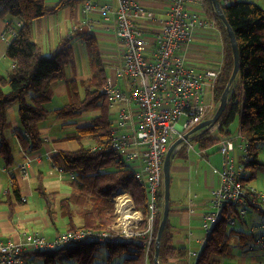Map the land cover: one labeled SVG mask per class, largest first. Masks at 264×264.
I'll use <instances>...</instances> for the list:
<instances>
[{
    "label": "trees",
    "instance_id": "trees-1",
    "mask_svg": "<svg viewBox=\"0 0 264 264\" xmlns=\"http://www.w3.org/2000/svg\"><path fill=\"white\" fill-rule=\"evenodd\" d=\"M82 0H59L55 5H47L46 0H0V17L10 16L5 30H12L5 56L12 62L6 74H0V156L6 166L14 156L11 152L8 108L16 104L19 127L12 134L24 151L37 150L43 141L42 122L53 115L56 119L68 121L62 125H74L72 131L62 139L76 140V150H56L51 156L53 167L72 173L68 179L70 192L60 197L57 191H48L39 181L34 190L43 199L44 208L51 224L64 222L67 230L83 228L93 232L109 229L115 223L114 197L117 192L129 193L136 206L146 208L145 187L135 178L136 166L111 148L110 102L100 88L108 82L105 63L101 57L98 40L90 30H79L74 35L64 36L58 46L49 53L42 51L33 40V23L54 14L65 5H74ZM207 17L221 30L223 65L221 73L213 83V100L216 111L222 91L233 68V55L226 28L216 17L209 0H203ZM224 16L234 31L239 55V69L228 94L227 104L216 123V133L209 129L193 133L189 142L206 149L216 144L220 136L231 134L230 125L237 118L239 132L245 143L241 154L243 183L255 177L257 169L264 168L258 159V143L264 142V8L248 0H219ZM217 29V28H216ZM83 43L89 76L84 79H67V102L50 107L54 83L66 78L65 68L73 60L72 40ZM96 112L90 121L78 125L76 118L85 112ZM85 140L88 141L85 143ZM182 144L175 155L184 150ZM40 179V178H39ZM164 186L157 194L158 215L154 223V235L161 219ZM11 191L17 201H21L20 188L16 181L11 183ZM168 220L161 236L159 264L169 258L183 257L186 249L172 241ZM227 223V212L223 209L198 252L193 264H219V258L229 249L234 236L242 246L251 233L234 228ZM155 241V239H154ZM104 245V246H103ZM106 251L107 263L112 258L124 255L128 264H144L145 252L135 239H120L116 242L81 239L58 246L54 249L33 248L24 256H41L46 261L72 259L78 264H88L101 251ZM154 242L148 254L152 261Z\"/></svg>",
    "mask_w": 264,
    "mask_h": 264
},
{
    "label": "built area",
    "instance_id": "built-area-1",
    "mask_svg": "<svg viewBox=\"0 0 264 264\" xmlns=\"http://www.w3.org/2000/svg\"><path fill=\"white\" fill-rule=\"evenodd\" d=\"M82 10L86 14L99 13L101 23L118 40L120 64L115 73L124 88L108 81L100 91L108 98L110 107L119 106L111 120V148L136 166L134 176L145 187L146 208L137 207L129 193L119 191L114 197L116 220L109 229H69L52 241L39 232L24 234L18 241L0 240V264H24V252L29 249H54L81 239H135L147 257L155 242L157 194L163 183V159L170 141L212 115L205 93L207 83L213 86L220 67L198 72L186 56L190 42L216 29L215 22L207 17L203 0H84ZM91 23L95 21L85 20L88 26ZM5 31L13 35L12 30ZM234 139H240L236 145L244 150L240 132ZM234 139L225 136L217 143L222 162L220 168L213 170L219 184L212 191L210 203L216 210L206 212L202 220L206 235L223 209L229 225L244 221L246 207L250 205L264 211V190L257 191L241 179L243 166L236 161ZM184 143L191 147L189 141ZM24 167L21 171H25ZM57 170L72 177V173ZM256 247L263 251L258 264H264V235L247 245L248 250Z\"/></svg>",
    "mask_w": 264,
    "mask_h": 264
},
{
    "label": "crops",
    "instance_id": "crops-1",
    "mask_svg": "<svg viewBox=\"0 0 264 264\" xmlns=\"http://www.w3.org/2000/svg\"><path fill=\"white\" fill-rule=\"evenodd\" d=\"M59 0H46L47 5H55ZM84 2L83 0L81 3ZM80 3V4H81ZM77 4V3H76ZM149 5H154L150 2ZM81 7V6H80ZM74 5H65L58 9L54 14L44 16L33 23V40H35L42 51L49 53L54 50L60 40L64 36H71L70 31L73 29L75 23H80L85 30L93 32L98 40L101 57L105 66L109 67V75L107 79L109 82H114L118 86L119 80H121L120 88H124L123 81L120 77L116 76L115 70L120 64V51L118 40L114 36V33L109 28L107 29L100 21L101 15L99 13L81 14L82 7L80 8ZM156 7V6H154ZM86 19H93L98 25L91 23L90 26L85 24ZM10 16L0 17V74H6L12 66V62L5 56L7 45L10 41L11 34L5 31L7 22H10ZM93 26V28H89ZM218 31L219 28L217 27ZM74 30V29H73ZM219 40H222V34L219 32ZM206 36V35H205ZM204 36L196 37V39L190 42L186 56L187 60L196 66L198 72L204 71L206 68L221 67L222 58L213 60L212 54L214 50H207V47L202 45ZM48 42V45H46ZM78 54L73 49V60L66 65L64 80H59L54 83L52 103L57 105L67 102V79L74 78L76 80L84 79L89 76V70L87 66L86 56L83 44L77 40ZM43 44L46 45L45 50ZM214 44V43H213ZM207 52V53H206ZM222 53V48H221ZM70 66V73H67L66 69ZM211 84L207 83V90L205 93L209 95L207 100L214 102L212 99ZM215 104H213L214 108ZM116 107H110L111 114L114 115L118 109ZM134 107V105H133ZM96 113V112H95ZM84 113L76 118L74 122L78 125L86 124L90 121V118L94 114H87L83 117ZM8 119H9V135L11 142V152L13 153V162L6 166L0 156V240L11 239L18 241L24 234L31 232L41 233L47 241H52L56 236L67 230L63 221L60 225V229L57 226L51 224L49 216L44 208L43 199L34 190L36 184L40 181L42 186L48 191H57L60 197H64L69 194L70 187L64 184V181H68L69 177L65 174H61L51 164L50 156L56 150H76L79 148V144L73 139H62V136L67 132L72 131L74 125H62V123H68V121H59L53 115L50 118H46L42 124V137L43 141L41 146L37 150L31 152L24 151L17 138L13 136L12 132L19 127L17 107L16 104L11 105L8 108ZM88 141L85 140V143ZM171 143L173 141H170ZM191 144L190 148H193ZM182 146V145H181ZM179 146L177 150L180 149ZM212 147V146H211ZM218 152L217 145L215 144L212 149ZM211 149V148H210ZM210 149H202L206 151L203 153L206 156L205 160L208 165V170H202V173L194 177L181 176L178 178V184L171 197H169V214H168V226L169 231L172 233V241L176 246H183L186 249V255L183 257H172L169 258L165 264H193L195 260L192 257L197 256L198 252L196 249L192 252L187 251L191 248V245L198 246L203 245L206 234L202 228L203 216L206 212L212 211L210 204V198L212 196L213 189L219 184V177L213 170L221 166V155L215 153L210 155L207 153ZM211 149V150H212ZM191 150V149H190ZM185 144L184 150H181L177 156L182 158L183 161H175V153L171 158V170L170 176L188 173L190 174L191 168L197 165V162L189 159V165L185 164L186 158H188V151H190ZM29 161L28 166V178L21 173V167L26 161ZM238 161V160H237ZM200 165V162L198 166ZM197 166V167H198ZM216 167V168H213ZM47 183H53L55 186H46L44 184L45 178ZM55 179H51V177ZM12 178H15L18 187L20 188L21 201H17L11 191ZM40 178V179H39ZM52 184V185H53ZM193 184L196 188H193ZM195 190L192 194L191 190ZM36 194V195H35ZM40 197L36 201H28L31 196ZM249 240V239H248ZM247 240V241H248ZM246 241V243H247ZM232 248L241 254L237 256V264H258V261L262 255V249L248 250L243 245L241 246L237 240L232 244ZM154 254V253H153ZM240 257V258H239ZM68 260L62 259L54 261H46L41 256L27 255L24 258V264H66ZM226 261V260H224ZM75 264L76 262L73 261ZM124 263L128 264L126 261ZM227 263H230L227 261ZM104 264H108L107 261ZM144 264H153L149 262L145 256Z\"/></svg>",
    "mask_w": 264,
    "mask_h": 264
},
{
    "label": "rangeland",
    "instance_id": "rangeland-1",
    "mask_svg": "<svg viewBox=\"0 0 264 264\" xmlns=\"http://www.w3.org/2000/svg\"><path fill=\"white\" fill-rule=\"evenodd\" d=\"M91 1H93V2H111V1H114V0H91ZM231 1H233V0H231ZM248 1H253V2L261 5L264 8V0H248ZM80 3H81V1L77 2V4H75V5L77 7L78 6L79 7L80 6L82 7L83 2L81 4ZM81 14H84L85 15L86 13L83 12V10H82ZM96 25H98V23H95V26ZM215 25H216V28H217L218 25L216 23H215ZM81 27L82 26L80 25V23L79 24L78 23H75L73 25V29L74 30L72 29L70 31L71 36L74 35L77 31H79ZM219 32H221V30L218 31V29H214V33H209L208 35L204 36V39L202 40L203 42L201 44L204 45V46H206L208 51L209 50H214V53L212 54V57L211 58H213V60H215V59H220L221 60V58H222V65H223V53H221V48L223 46V41L222 40H219V37H220ZM76 41H77V39H73L72 40V46H73V49H74L75 54L77 53L78 54V57H79V50H77V42ZM46 45H48V42H46ZM46 45L45 44L42 45L44 50L46 48ZM222 65L220 67V71H219L218 76L221 73ZM105 70H106L107 75H109L110 72H109V67L108 66L107 67L105 66ZM66 71H67V73H70V66L67 67ZM117 85L122 87L121 80H119V82H118ZM212 88L213 87H211V89ZM206 97L209 98V95H206ZM212 98H213V93H212ZM213 104H215V106H216L215 101L211 104V112L214 109L213 108ZM49 105L52 108V107H55V105H57V104L56 103L55 104L54 103H51ZM59 105H61V104H59ZM115 107H116V104L114 105V108ZM87 114H95V112H93V111L85 112L83 117H86ZM50 116L51 115H49L47 118H50ZM113 118H114V115L111 114V119H113ZM57 120H59V119H57ZM59 121L62 122V120H59ZM181 122H182L181 120L178 121V125H180ZM216 127L217 126L214 125V127H212V128L209 129L212 132V135H215V133H216ZM238 128H239V124H238V120L236 118L231 123V125H230L231 134L229 136H226V137H230L231 139H234L238 135V133H239V129ZM224 137L225 136H220L218 138V140L221 139V138H224ZM175 139H173L171 141H174ZM218 140L216 141V145L218 143ZM238 140H240V139H234L233 140V143H234V146H235V152L234 153H235L236 161L238 160L237 162H240L241 161V159H240L241 158V154L244 152V150L239 149L238 148L239 145L238 146L236 145L238 143ZM191 144H193L192 145L193 148H188L189 150L190 149L191 150L188 151V158H186L185 164L189 165V163H188L189 162V159H192V160H194V161L197 162V165H195V166H193L191 168L190 174H188V173H183V174H178V175H174V174L172 175L171 174V182H170V187H169V197H171V195L173 194L174 190L177 187L178 178H180L181 176L194 177L197 174L200 177L199 174L202 173V170H208L209 169L208 163L205 160H203V159H206V156H204L205 154L203 155V153H206V151H204L201 148H199L198 145L195 142H191ZM212 147H209L207 149H210V148L212 149ZM217 148H218V146H217ZM211 149L209 151H207L208 154L213 155L215 153H219V150L218 149H217L218 152L215 150V148H213L212 150ZM257 152H258V159L260 161H263L264 162V142H259L258 143V151ZM178 157L179 156L176 155L174 157V160L175 161L177 160L179 162H182L183 159L182 158H178ZM221 159H222V157H221ZM199 162H200V165L198 166ZM23 165H25V167H24L25 171H21V173L24 176L27 175L26 178H28V176H29L28 175L29 161L27 160ZM213 168H216V167H213ZM48 177L49 176H47L45 178L44 184L46 186H48V187L55 186L53 183H47L46 182V179L48 180ZM51 179H55V178L52 176ZM13 180L16 181L15 178H12L11 181H13ZM64 184L69 187L68 181H64ZM249 185L252 188L256 189L257 191H260V190L263 191L264 190V168L257 169L256 170L255 177L253 179H251V181H249ZM194 187L196 188V185L193 184V188ZM194 192H195V190L192 189L191 190V193L193 194ZM35 195L31 196L28 201L29 202L30 201H35V203H36V201L38 199L40 201H42V199L40 197L38 198ZM173 197H174V194H173ZM215 210H216L215 208H212V211H215ZM158 213H159V210H158ZM219 215H220V212H219ZM58 227L60 229V225H58ZM234 228L244 230L247 233H251V237L249 238V240L247 241V243L243 244V247L246 246V248H247V245H249L250 243H252L254 241V238H257L258 236L264 235V211L260 210L258 207H254V206H251V205L249 207H246V215L244 217V221L238 222L235 225ZM251 228H253L252 231H251ZM234 236H235V234H233V236L231 238L230 245H229V249L227 250V252L219 258V264H237L238 263L237 256L238 255L241 256V254H238V252L235 251L232 248V244L234 242ZM201 247H202V245H198V246L191 245V248H188L187 251L190 250L189 252H192V250H194V249H196V251H199L201 249ZM255 249H259V247H256ZM261 252L263 254V251H261ZM261 257H262V255H261ZM124 259H125V256L124 255L119 256V257H115V258H112L111 259V261L109 262V264H126V263H124ZM192 259L195 260V257H192ZM224 260H226V261H224ZM106 261H107V259H106V251L104 250V247H102L101 251L97 254V256L93 257L88 264H104ZM227 261H229L230 263H227ZM66 264H75V263L73 262V260H68L66 262ZM76 264H78V263L76 262Z\"/></svg>",
    "mask_w": 264,
    "mask_h": 264
},
{
    "label": "water",
    "instance_id": "water-1",
    "mask_svg": "<svg viewBox=\"0 0 264 264\" xmlns=\"http://www.w3.org/2000/svg\"><path fill=\"white\" fill-rule=\"evenodd\" d=\"M216 17H218L222 23L224 24L226 28V33L228 35L231 49H232V55H233V68L231 71V74L229 76V79L222 91V94L220 96L219 104L216 109V111L207 119H204L203 121L197 123L194 125L187 133H185L182 137H178L175 139L172 143H170L164 159H163V186H164V193H163V207L161 212V219L158 224V228L156 231L155 236V242H154V254H153V264H159V251H160V240L162 233L164 231V228L166 226L168 214H169V187L171 182V176H170V170H171V158L173 157L177 147L182 144L184 141H189L190 137L193 133L199 132L201 130L210 129L216 125L221 113L223 112L224 108L227 104L228 94L231 91L232 83L235 82V78L239 69V55H238V46L235 38V34L229 23L227 22L222 6L219 2V0H209Z\"/></svg>",
    "mask_w": 264,
    "mask_h": 264
}]
</instances>
